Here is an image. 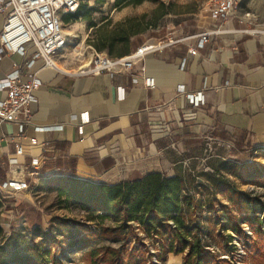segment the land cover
Instances as JSON below:
<instances>
[{"label":"crops","instance_id":"crops-1","mask_svg":"<svg viewBox=\"0 0 264 264\" xmlns=\"http://www.w3.org/2000/svg\"><path fill=\"white\" fill-rule=\"evenodd\" d=\"M4 20L0 13V32ZM219 24L209 11L200 14L186 29L185 40L148 53L130 71L92 74L62 66L55 69L42 58L28 66L34 47L25 55L2 54L0 80L18 67L22 79H29L33 71L42 79L34 90L37 100L33 124L23 139L25 153L18 158L26 170L23 176L31 185L56 176L116 184L150 172L175 175L176 165L183 163L172 160L175 146L185 152L203 138L230 143L242 153L264 147V32L240 31L246 25L231 17L222 24L224 31L213 34L203 48L191 54L196 35ZM143 68L156 79L154 88L132 82V74H141ZM180 85L186 91H202L204 103H190L178 91ZM119 86L125 88L123 97ZM6 95L0 89V100ZM84 114L89 120L83 121ZM0 131L9 137L0 140L2 184L11 176V140L17 126L6 122ZM30 136H36L38 144L30 145ZM36 157L41 174L34 181L27 172L33 170L31 160ZM7 196L0 187V200L4 202ZM18 204L17 200L13 205Z\"/></svg>","mask_w":264,"mask_h":264},{"label":"rangeland","instance_id":"rangeland-1","mask_svg":"<svg viewBox=\"0 0 264 264\" xmlns=\"http://www.w3.org/2000/svg\"><path fill=\"white\" fill-rule=\"evenodd\" d=\"M210 1L143 0L117 5L116 0H106L98 5L95 0H82L91 8L97 24L108 21L106 29L132 19V25L142 29L136 37L142 44L177 36L181 29L185 33L200 14L209 11ZM236 13H251V27L264 30V0H240ZM88 23L64 18L71 37L58 57L62 67H88L92 54L88 37L95 31ZM175 148L172 160L183 162L177 163L176 172H184L191 193L205 204L200 212L208 234L205 241L211 251L226 259L220 264H264V233L256 231L259 225L264 226V147L242 153L230 143L203 138L185 152L177 151V145ZM209 176L215 179L209 180ZM61 177L45 178L32 184L26 194L0 200V264H47V260L49 264H121L119 254L125 256L126 264H183L188 251L174 253L161 248L163 237L169 233L161 230L148 235L137 224L119 226L114 213L105 215ZM220 178L225 186L218 184L216 179ZM60 187L69 190L60 195ZM17 200L19 204L13 205ZM248 209L257 215L255 219H247L252 214ZM230 216L244 219L241 225L246 236L223 228ZM229 233L233 238L227 245ZM14 251L18 254L13 255ZM16 257L20 260L14 262Z\"/></svg>","mask_w":264,"mask_h":264},{"label":"built area","instance_id":"built-area-1","mask_svg":"<svg viewBox=\"0 0 264 264\" xmlns=\"http://www.w3.org/2000/svg\"><path fill=\"white\" fill-rule=\"evenodd\" d=\"M82 0H0V13L4 14L5 20L0 34V59L2 54L8 52H17L25 55L29 47H34L35 52L28 66H32L36 59L42 58L48 67L60 69L58 63L59 55L69 45L70 34L65 30L64 17L74 14L78 11ZM240 0H211L209 12L216 21H220L217 27L205 29L198 33L197 42L189 48L191 54H196L201 48L210 41L213 34L224 31L223 23L231 17L238 19L239 23L246 27L240 31L246 33H261L264 30L252 28L250 14L240 15L237 8ZM187 38L181 29L177 36L171 35L157 42H145L130 52L128 55L120 57H110L106 52L97 51L91 44V61L88 67L81 68L80 72L98 74L103 71H130L134 64L145 57L148 53L162 51L166 46ZM45 65V66H46ZM17 67L18 64L15 63ZM145 68L141 74H132V82H142L146 88H154L156 79L145 73ZM38 76V71L30 73L29 79L21 78V71L16 68L0 80V89H5L7 95L0 100V126L3 123H12L17 126V132L11 140L14 146V152L10 155L9 163L11 167V176L0 184V187L6 190L9 196L20 192L30 190L32 185L26 175V170L19 162V156L25 153V144L23 139L27 136L26 129L33 124V104L37 100L34 90L37 89L42 81ZM124 87L119 86L120 96H124ZM178 91L186 94L190 103L198 106L204 103L202 91H186L184 85H180ZM89 120L87 115H83V121ZM82 132V127L80 126ZM37 130L44 128L37 127ZM211 139V137H209ZM8 139L6 133L0 131V140ZM30 145L38 144L36 136L28 137ZM45 145V143H42ZM33 170L27 172L34 181L40 176V160L36 157L31 160Z\"/></svg>","mask_w":264,"mask_h":264},{"label":"trees","instance_id":"trees-1","mask_svg":"<svg viewBox=\"0 0 264 264\" xmlns=\"http://www.w3.org/2000/svg\"><path fill=\"white\" fill-rule=\"evenodd\" d=\"M95 1L98 5H103L106 2V0ZM142 1L116 0V3L120 5L123 2L129 4ZM91 11L86 3L81 2L78 11L67 16L75 21L87 20L88 27H94L95 35L92 34L88 37V42L97 51L106 52L110 57H120V55L130 54L134 47L142 43V40L136 39L142 29L132 25V19L120 22L114 29H106L108 21L97 24ZM61 178L71 182L74 190L85 194L87 200L98 207L100 211L102 210L105 215L114 213L119 226L128 227L137 224L145 229L148 235H157L161 230L169 233V237H163L161 248L163 251L174 253L188 251L183 264H209L212 261L215 262L214 264H220L226 261L220 254L211 251L209 243L205 241L208 234L200 219V212L205 204L198 200L194 193H191L184 172L178 171L172 176L160 172H150L143 177L116 184H101L69 176ZM208 179L214 180L215 178L209 176ZM216 180L219 185L225 186V181L222 178ZM68 190L60 187L59 194H65ZM241 195L246 198L245 193H241ZM209 203V207L213 206L211 200ZM250 207L253 208V206ZM248 212L252 213L247 217L248 220L256 218L257 215L253 214L252 210L248 209ZM244 222V219L230 216L225 219L223 228L232 229L234 232L245 235L246 232L241 225ZM259 226L256 231L264 233V226L262 224ZM232 238V234L226 235L227 245L230 244ZM123 246L122 244L121 247ZM112 250L114 251V249ZM17 254L18 252L14 251L13 255ZM19 260L17 257L13 259L14 262ZM118 260L121 264H126L123 254L118 255ZM13 261L11 260V263ZM46 263L49 264L50 261L47 260Z\"/></svg>","mask_w":264,"mask_h":264},{"label":"bare ground","instance_id":"bare-ground-1","mask_svg":"<svg viewBox=\"0 0 264 264\" xmlns=\"http://www.w3.org/2000/svg\"><path fill=\"white\" fill-rule=\"evenodd\" d=\"M88 65V64H87Z\"/></svg>","mask_w":264,"mask_h":264}]
</instances>
